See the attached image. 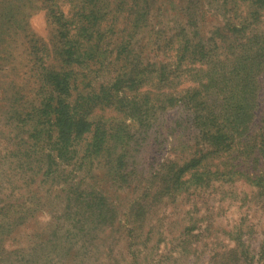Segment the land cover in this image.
<instances>
[{
    "label": "trees",
    "instance_id": "16d2710c",
    "mask_svg": "<svg viewBox=\"0 0 264 264\" xmlns=\"http://www.w3.org/2000/svg\"><path fill=\"white\" fill-rule=\"evenodd\" d=\"M17 1L0 0L1 23L6 10L9 20L25 24L13 13ZM60 1L46 0L50 38L29 39L35 98L13 111L9 139L11 154H23L16 165L42 177L37 189L39 182L60 187L37 193V211L42 200H54V213L63 220L55 229L65 230L54 231L60 244L58 252L45 253L46 263H77L86 237L92 234L90 244L96 246L93 230L119 227L120 214L132 241L145 224L140 215L171 191L243 181L264 197V170L256 168L264 164V111L257 120L264 0H189L184 9L176 0ZM211 10L221 24L201 35L197 12ZM169 13L172 24L160 26ZM171 109L188 112L192 133L179 161H164L150 177L134 167L132 145L138 139L131 126L146 136L157 133L160 114ZM131 195L122 212L120 201ZM4 197L0 233L9 234L17 224L11 216L17 204L8 202L13 192ZM41 237L37 233L39 242Z\"/></svg>",
    "mask_w": 264,
    "mask_h": 264
},
{
    "label": "rangeland",
    "instance_id": "374dc122",
    "mask_svg": "<svg viewBox=\"0 0 264 264\" xmlns=\"http://www.w3.org/2000/svg\"><path fill=\"white\" fill-rule=\"evenodd\" d=\"M188 1L176 0L183 9ZM45 4L46 0H19L13 5V13L25 24L19 26L9 20L6 10L2 15L3 23L0 22V199L5 198V193H14V199L8 202L17 204L15 214L11 216L18 218L12 232L7 234L4 229L0 233V264H48L45 253L58 252L55 246L60 244L54 237V231L58 230L55 228L60 227L57 220L63 221L58 219V211L54 213L56 202L42 200L43 207L37 211V193L41 196L48 185L55 190L60 187L44 181L39 182L41 186L37 189V180L42 177H37L34 169L17 166V158L23 154L13 156V141L9 140L15 118L13 111L34 103V80L28 62L29 39L48 40L52 34L45 16ZM62 8L66 11L67 5ZM213 13L212 10L210 14L197 12L195 26L201 35L221 24L218 22L221 18L212 16ZM171 16L169 13L167 18H160V26H170ZM260 82L257 120L264 111V73ZM187 113L183 109H171L160 114V125L155 126L157 133L149 131L148 136L137 124H132V133L138 139V146L132 145V160L137 171H149L151 177L164 161H179V151L187 141L188 131L192 133ZM256 168L264 170V164L259 162ZM59 182L64 183L63 180ZM153 187V190L157 189V185ZM258 193L243 181L217 183L186 193L171 191L161 203L151 202L145 216L140 215V218L146 217L145 224L137 227L132 241L125 233L124 227L128 223L120 214L122 225L119 227H108L102 232L93 230L96 246L90 244L92 234L86 237V248L80 249L84 257L75 264H264V197ZM118 194L122 198L126 196ZM131 201L132 195L120 201L124 206L122 212ZM37 233L42 236L40 242ZM44 245L46 247L40 249ZM73 251L78 252L79 245H75Z\"/></svg>",
    "mask_w": 264,
    "mask_h": 264
}]
</instances>
